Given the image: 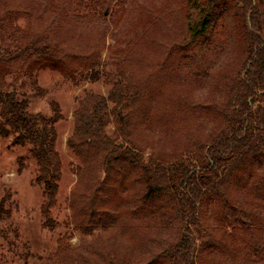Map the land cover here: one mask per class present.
I'll return each mask as SVG.
<instances>
[{"label":"trees","instance_id":"trees-1","mask_svg":"<svg viewBox=\"0 0 264 264\" xmlns=\"http://www.w3.org/2000/svg\"><path fill=\"white\" fill-rule=\"evenodd\" d=\"M19 1L22 9L12 0H0V137L27 148L36 165L35 183L42 188L46 201L42 211L48 219L61 176L55 132L60 117L54 110L51 117L29 112L27 95L16 90L17 76L28 78L40 94L39 74L56 70L61 59L65 65L69 55L63 54L57 38L53 37L54 44L50 40L42 45L48 26L42 27L39 11L51 8L60 18L59 32L65 30L68 36L83 39L91 25L97 27L91 37L92 49L77 59L82 82H97L105 43L98 27L121 1L57 0V7L52 0ZM187 2L193 18L185 47L172 49L158 67L148 70L135 60L134 50L126 53L125 49L115 74L107 75L111 77L108 95L85 91L78 99L66 140L68 151L79 162V192L71 201L73 216L84 232L91 233L100 224L104 232L93 245L82 246L81 240L73 248L74 233L68 229L66 237L57 242V264H129L135 253L130 243L146 247L140 234L150 227L147 214L155 204L160 211L171 213L167 217L172 228L158 257L161 264H196V253L206 244L205 250L212 249L213 256L218 252L232 263L242 259L247 264L255 259L264 262V0ZM27 11L37 13L38 30L30 23L19 27L17 21ZM222 20L228 35L225 53L239 47L242 56L224 89L218 125L205 140L194 138L182 150L164 155L167 137L175 143V131L193 134L195 117L202 108L177 99L178 70L184 62L198 70L197 54ZM138 25L131 23L128 33L135 37ZM12 65H19L15 73ZM63 71L67 75L74 72L66 66ZM196 78L194 74L188 80ZM168 94L175 104L158 101ZM211 201L217 203L212 217L222 215L230 233L207 225L209 218L203 213ZM3 203L0 214L5 213ZM87 224L92 227L87 229ZM210 235L215 238L214 249L212 242L208 244ZM210 260L221 264V258Z\"/></svg>","mask_w":264,"mask_h":264},{"label":"rangeland","instance_id":"rangeland-1","mask_svg":"<svg viewBox=\"0 0 264 264\" xmlns=\"http://www.w3.org/2000/svg\"><path fill=\"white\" fill-rule=\"evenodd\" d=\"M12 1L17 8H23L19 0ZM120 1L121 4L116 6V12L98 27L104 34L105 43L101 53L100 78L95 83L82 82L77 59L92 49L94 39L92 40L91 37L97 33L95 30L97 27L91 25L89 31H85L83 39L77 38V35L68 36L65 30L59 32L57 24L60 18L50 12L51 8L45 12L39 11L42 27L48 26L47 31L43 33L47 37L46 42L42 45L49 44L50 40L54 44V38H57L61 42L59 47L63 49V54L66 52L69 56L66 58L65 65H62L63 59H61V64L56 70H45L39 74L37 85L41 90L40 94H37L30 86L28 78L17 76L15 86L18 92L27 95L29 112L41 113L45 117H51L54 112L59 115L60 120L55 125V132L56 149L62 163L61 176L55 206L50 210L47 219L42 211V206L46 203L43 191L41 186L35 183L36 165L28 154L27 148L14 145L12 138L0 137V202H4L5 212L0 214V264H57L55 256L57 242L66 237L68 229L73 230L74 233V237L70 240L73 248L80 244L81 240L82 246L89 247L103 235L102 224L94 228L91 233H86L83 228L75 224L73 216L71 201L75 200L73 195L79 192L76 174L79 162L68 151L66 140L71 133L72 114L78 106V99L84 95L85 91L95 95H108L111 89V77L107 75L115 74V65L124 59L122 51L125 49L126 53H129L128 50H134L135 60L141 61L145 70H148L149 66L158 67L172 49L185 47L189 43L187 27L193 18V9L187 0ZM51 2L54 6L60 5L57 0ZM261 12L264 15V8H261ZM17 22L21 28H25L30 23L33 30H38L40 23L34 11H27ZM133 22H137L140 27L145 26L146 30L136 27L134 37L128 33ZM91 23L94 25L93 22L89 24ZM227 37L226 24L222 20L217 24L214 35H210V40L205 43L204 50L197 54L198 70L194 66L187 65V62H184L178 70L175 88L180 90H177V99L202 108L195 117L193 134L175 131V143L170 142L167 137L164 155L173 154L172 152L185 148L194 138L199 141L205 140L218 125L217 112L224 101V89L231 76L237 71L242 56V49L239 47L229 50L231 51L229 54L225 53ZM61 56L62 53L59 57ZM26 66L23 67L26 69ZM65 66L74 72L67 75L68 71L66 73L63 71ZM11 68L15 73L19 65H12ZM194 74L197 77L196 80L194 82L188 80ZM10 81L11 79L8 82ZM157 99L161 103L168 104L171 98L168 94L162 99L159 97ZM170 104L175 102L172 101ZM112 107L113 105L110 106ZM110 120L114 122L113 118ZM215 204H217L215 201H211L204 209V216L207 220L209 218L207 225H211L214 231L230 233L228 222L222 215L218 214L217 218L212 217L211 210ZM151 210L152 212L147 214L151 217L150 227L140 234V239L146 247L137 244L132 246L130 243L129 246L135 253L129 260V264H148L150 261L161 264L158 257L163 251L162 242L168 238V232L172 228L168 224L167 217L171 213L160 211L156 204ZM235 224L237 226V223ZM91 227V224H87L86 228ZM208 238V244L211 245L212 242L214 249L215 238L212 235ZM226 244L229 245L227 237ZM206 246L207 244L203 245L202 249L200 248L196 253V264H213L210 258L214 257L216 260L221 258V264H247L244 259L232 263L228 256L222 257L216 250L213 256L212 249L205 250ZM255 260L253 264H264L259 259Z\"/></svg>","mask_w":264,"mask_h":264}]
</instances>
